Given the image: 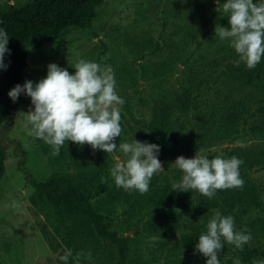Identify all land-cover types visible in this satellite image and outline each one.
I'll return each mask as SVG.
<instances>
[{
	"label": "rangeland",
	"instance_id": "374dc122",
	"mask_svg": "<svg viewBox=\"0 0 264 264\" xmlns=\"http://www.w3.org/2000/svg\"><path fill=\"white\" fill-rule=\"evenodd\" d=\"M30 1L0 0V8ZM211 1L105 0L92 27L70 26L53 42L29 48L26 80L38 82L46 77L50 63L71 74L76 71L72 65L81 59L111 67L115 91L125 101L114 105L120 110L122 128L116 150L108 154L115 163L125 159L119 144L137 138L146 137L148 143L160 146L158 159L165 170L178 168L174 163L177 157L192 158L198 150L207 156L210 152L222 153L226 145L260 144L264 142V86L250 72L242 73L245 63L234 67L238 54L230 40L215 36V26L222 25H214ZM223 2L217 0V7L221 3L222 14L229 19L223 12ZM142 64L146 65L145 75ZM181 100H189L192 109L180 110ZM30 108L34 106L25 94L18 113L5 122L0 132L1 144L7 151V171L0 180V264H63L49 247L31 208L35 188L30 176L43 180L53 167L36 137L29 135L32 126L26 116ZM227 110L236 113V124H213L222 134L202 144L207 137L203 134L206 121L214 116L225 119L229 116ZM161 116L175 126L182 141L167 144L153 132L150 125L158 124ZM223 128L235 130L225 133ZM152 134L154 137H150ZM256 175L260 180L261 173ZM130 211L125 205L119 206L111 216L113 227L133 236L127 264H177L174 259L181 252L191 256L190 264H206L208 258L194 254L195 244L187 242L186 238L190 240L195 232L188 222L189 213L179 222L171 243L166 244L161 234L150 229L137 234L132 227L138 224L143 231L144 223L157 226L163 222V211L145 213L142 220ZM100 243L96 240L77 244L78 253L84 254L78 258L80 264H116L117 247L107 241ZM248 244L264 250V238L251 239ZM232 248L233 244H222L220 264L223 258L239 259L233 256ZM259 257L264 261V252Z\"/></svg>",
	"mask_w": 264,
	"mask_h": 264
},
{
	"label": "trees",
	"instance_id": "16d2710c",
	"mask_svg": "<svg viewBox=\"0 0 264 264\" xmlns=\"http://www.w3.org/2000/svg\"><path fill=\"white\" fill-rule=\"evenodd\" d=\"M104 2L105 0H31L24 5L10 4L0 8V29L7 31V48L10 49V53L6 52L4 58L8 66L6 69H0V132L5 122L18 113L23 102L25 94L22 93L13 102L8 93L16 84L25 83L29 48L53 42L70 26L82 29L92 27L98 15V8ZM217 9V0H212L214 25L230 28L229 19L222 14L220 8ZM234 67L238 68L236 65ZM146 71V65L142 64V74L145 75ZM152 71L155 73L157 70ZM245 72L258 77L264 86V57L255 68L249 69L245 65L242 73ZM262 90L264 92V87ZM178 107L180 110L192 109L189 100H181ZM226 113H229V116L225 119L221 117V120H217L219 116H214L206 121L203 134L207 137L202 144L211 143V140H216L217 136L222 134L213 124H236V113L233 110H227ZM165 121L166 117L161 116L158 124L152 122L150 127L153 132L162 136L167 144L182 141L175 126ZM226 130L235 129L223 128L222 132ZM137 139L147 142L146 137ZM36 140L48 157L53 171L43 180L30 176V182L35 188L31 196V208L49 247L59 255V259L67 249L72 250L73 255L69 257L67 264H80L77 256V244L80 241L94 243L96 240H101L100 244L107 241L117 247L119 260L116 264L128 263L133 236L119 232L111 222L112 214L123 205L131 208L130 212L138 216V220H142L145 213L156 209L163 211V222L157 226L152 227L148 222L144 223L143 231L138 224L132 227L137 229V234L145 233L147 229L152 233L161 234L166 237V244L171 243L179 222L182 223L188 213V222L195 232L191 241L186 239L195 245L199 241V235L206 232V225L216 212L222 216H232L235 230L242 231L247 226L252 239L264 238V142L252 146L226 145L222 153L210 152L206 156L209 159L217 156L228 159L236 156L243 161L239 169L240 177L244 181L243 187L216 190L213 198L209 199L197 190L172 189V185L182 179L183 173L179 168H161L153 174L148 192L141 194L134 189L125 190L116 186L110 175V169L115 162L106 151H94L86 143L81 146L72 141H65L60 154L53 155L50 145L40 138L36 137ZM6 155L7 151L0 139V180L7 171ZM256 173H261L260 180ZM101 177L106 180L102 182ZM255 211L258 214H254ZM230 251L245 264H253L254 260L261 261L259 255L264 252L262 248H252L248 243L244 244L242 249L233 244ZM190 257L181 252L175 256L174 262L190 264ZM236 261L232 256L221 259L222 264H235ZM62 262L64 264V261Z\"/></svg>",
	"mask_w": 264,
	"mask_h": 264
},
{
	"label": "clouds",
	"instance_id": "9594fccd",
	"mask_svg": "<svg viewBox=\"0 0 264 264\" xmlns=\"http://www.w3.org/2000/svg\"><path fill=\"white\" fill-rule=\"evenodd\" d=\"M220 7L218 3V9ZM222 9L229 16L230 28L215 26V36L230 40L231 47L239 55L237 66L243 62L249 69L255 68L264 57V0H225ZM8 42L7 31L0 29V69L8 66L4 62L5 53H10ZM72 66L76 69L74 74L50 63L46 77L38 82L26 80L23 85L16 84L8 95L13 102L22 93L31 98L34 108H30L26 116L32 126L29 135L50 145L53 155L60 154L65 141L81 146L86 143L94 151L104 150L111 154L117 148L116 138L122 131L120 110L114 105L125 103L115 91L112 69L84 59ZM119 149L125 159L117 161L110 169L116 186L141 194L148 192L153 174L162 168L158 159L160 146L135 139L131 143H120ZM174 163L183 173L182 179L172 185L176 191L197 190L211 199L216 190L244 185L239 171L243 161L236 156L209 159L198 150L194 157L181 155ZM101 180L104 182L106 178L101 177ZM251 239L247 226L236 231L232 216L216 212L208 221L206 232L199 235L194 254L198 252L207 257L206 264H220L218 256L223 243L242 249ZM72 255V250L67 249L60 260L67 264ZM83 255V252L77 253L78 257ZM88 257H91L90 252ZM253 264H264V261L254 260Z\"/></svg>",
	"mask_w": 264,
	"mask_h": 264
}]
</instances>
